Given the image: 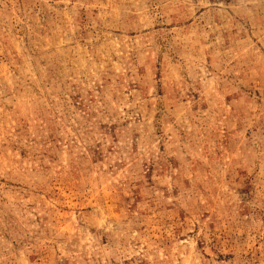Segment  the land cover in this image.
<instances>
[{
	"label": "rangeland",
	"instance_id": "rangeland-1",
	"mask_svg": "<svg viewBox=\"0 0 264 264\" xmlns=\"http://www.w3.org/2000/svg\"><path fill=\"white\" fill-rule=\"evenodd\" d=\"M0 264H264V0H0Z\"/></svg>",
	"mask_w": 264,
	"mask_h": 264
}]
</instances>
